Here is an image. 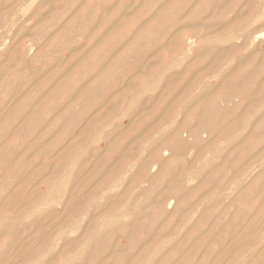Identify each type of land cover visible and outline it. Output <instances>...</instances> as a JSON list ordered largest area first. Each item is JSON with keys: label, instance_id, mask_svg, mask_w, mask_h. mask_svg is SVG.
Returning a JSON list of instances; mask_svg holds the SVG:
<instances>
[{"label": "rangeland", "instance_id": "rangeland-1", "mask_svg": "<svg viewBox=\"0 0 264 264\" xmlns=\"http://www.w3.org/2000/svg\"><path fill=\"white\" fill-rule=\"evenodd\" d=\"M0 264H264V0H0Z\"/></svg>", "mask_w": 264, "mask_h": 264}, {"label": "bare ground", "instance_id": "bare-ground-1", "mask_svg": "<svg viewBox=\"0 0 264 264\" xmlns=\"http://www.w3.org/2000/svg\"><path fill=\"white\" fill-rule=\"evenodd\" d=\"M260 33V32H259ZM259 35V34H258ZM261 35V34H260ZM131 78V77H130ZM77 83V82H76ZM15 127V126H14ZM152 179V178H151ZM244 192V191H243Z\"/></svg>", "mask_w": 264, "mask_h": 264}]
</instances>
